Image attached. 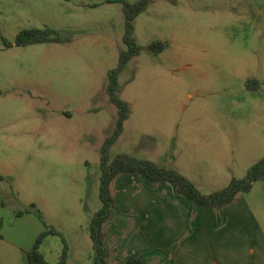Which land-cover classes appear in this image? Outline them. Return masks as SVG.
<instances>
[{
    "label": "rangeland",
    "instance_id": "rangeland-1",
    "mask_svg": "<svg viewBox=\"0 0 264 264\" xmlns=\"http://www.w3.org/2000/svg\"><path fill=\"white\" fill-rule=\"evenodd\" d=\"M133 24L140 54L119 76L132 114L111 158L166 164L204 193L244 177L264 157V0H152ZM45 26L69 40L17 45L22 29ZM125 26L121 0H0V264H30L45 224L61 232L40 244L49 262L67 245V264H94L101 146L117 119L108 72ZM252 78L261 87L249 89ZM257 183L251 195L264 192ZM26 214L42 230L17 251L2 238L11 224L31 232Z\"/></svg>",
    "mask_w": 264,
    "mask_h": 264
},
{
    "label": "crops",
    "instance_id": "crops-1",
    "mask_svg": "<svg viewBox=\"0 0 264 264\" xmlns=\"http://www.w3.org/2000/svg\"><path fill=\"white\" fill-rule=\"evenodd\" d=\"M201 180L214 185L208 176ZM257 184L217 209L195 202L175 183L118 174L111 183L115 207L103 227L107 264H125L131 256L144 264H264V192L251 195ZM23 216L28 219L15 224L28 222L31 232L11 224L2 240L27 252L42 228L33 215ZM15 256L4 253V260Z\"/></svg>",
    "mask_w": 264,
    "mask_h": 264
},
{
    "label": "trees",
    "instance_id": "trees-1",
    "mask_svg": "<svg viewBox=\"0 0 264 264\" xmlns=\"http://www.w3.org/2000/svg\"><path fill=\"white\" fill-rule=\"evenodd\" d=\"M152 0H137L130 2L129 0H121L123 4V12L125 17V33L123 42L126 45L119 53L117 66L108 72L107 94L109 101L117 108V119L112 133L105 138L101 146L100 159V199L101 207L95 212L90 225V236L93 242L94 264H107V247L105 245L104 224L110 218L114 207L115 200L111 191V183L113 179L120 173L128 172L139 174L149 180L160 182L175 183L182 188L184 193L194 200L205 206L217 209L223 208L231 203L239 193H245L252 189L253 185L264 179V157L249 167L246 175L242 178L233 177L230 183L221 188L204 193L194 181L183 174L176 168L158 163L148 158H140L132 154L123 152L117 154L114 158L110 156V150L122 135L125 122L132 114V106L129 101L121 96V87L119 76L124 70L128 62L140 54V47L137 44L134 35V19L142 12L146 11ZM7 45L11 43L3 37ZM69 40L57 28L45 26L44 28H24L17 37V45H28L33 43H66ZM165 45L161 41L153 42L150 48L155 53H159L164 49ZM249 89L258 86L261 87L262 82L259 79L252 78L246 81ZM5 179L4 175H0V180ZM19 214H23L19 212ZM40 216V215H39ZM42 219V216H40ZM46 230L37 238L33 248L27 253L30 264H67L68 246L65 245L60 259L57 263L49 262L40 252V244L49 234L61 235V232L55 227L45 224ZM125 264H144L139 256H131L125 261Z\"/></svg>",
    "mask_w": 264,
    "mask_h": 264
}]
</instances>
